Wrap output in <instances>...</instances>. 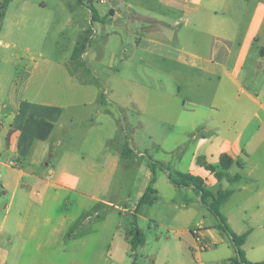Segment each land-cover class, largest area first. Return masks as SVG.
<instances>
[{
  "label": "rangeland",
  "instance_id": "rangeland-1",
  "mask_svg": "<svg viewBox=\"0 0 264 264\" xmlns=\"http://www.w3.org/2000/svg\"><path fill=\"white\" fill-rule=\"evenodd\" d=\"M84 1L85 5L80 0H12L7 15L0 19V190L2 182L11 180L10 191L0 194V218L22 168L31 167L45 178L52 172L54 177L66 170L76 172L80 189L94 197L63 192L60 200L51 196L41 205L39 197L29 198L27 204L39 213V227L21 264H233L236 251L227 238L197 255L190 231L213 226L216 218L198 194L177 188L170 180L171 175L180 181L176 171L189 170L200 134L176 127L174 119L184 117L182 105L195 108L185 101L189 93L208 99L216 83L212 81L207 92L190 90L192 81L185 66L174 63L180 73L172 77L165 60L145 55L140 34L143 27L158 23L145 17L147 11L140 4ZM91 7L104 12L100 17L105 20H92ZM111 8L120 15L117 24L109 21ZM230 10L240 12L232 15ZM250 10H255L256 18L244 51L253 44L249 57L254 61L264 48V0H228L226 14L217 15L216 20L241 37ZM169 22L173 33L196 27L200 38L209 30L205 24ZM197 22H207L206 17ZM261 28L259 43L255 37ZM88 30L89 52L72 59L78 40ZM205 38L207 43L214 39ZM227 82L233 98L244 96L241 85H233L231 79ZM159 94L164 97L160 99ZM217 104L222 113L228 110ZM11 128L17 131L18 153L8 149ZM125 149L130 159L123 157ZM11 161L16 163L13 168L1 163ZM155 161L165 162L169 169L155 165L156 182L152 183L149 166ZM219 180L217 175L210 180L205 177L206 189L215 192ZM29 181L34 189L33 180L21 179ZM17 185L15 213L23 206L20 197L25 192ZM150 186L156 190L149 193L155 203H144L137 215L147 241L134 252L129 233L139 198ZM64 199L69 202L67 225L75 235L67 252L55 247L53 233L64 220ZM46 217L51 218L49 226L43 224ZM36 243H45L41 251H36Z\"/></svg>",
  "mask_w": 264,
  "mask_h": 264
},
{
  "label": "crops",
  "instance_id": "crops-1",
  "mask_svg": "<svg viewBox=\"0 0 264 264\" xmlns=\"http://www.w3.org/2000/svg\"><path fill=\"white\" fill-rule=\"evenodd\" d=\"M11 1L9 0L5 15H7ZM94 1L98 4L110 2V0ZM131 1L140 4L141 8L147 11L146 18L158 23L157 26L143 27L144 32L140 34L142 35L141 49L145 55L147 53L155 54L165 60L170 68L167 74L172 77H176L180 73L173 66L174 63L185 66L188 69L187 78L192 81L188 82L190 90L207 92L209 91L207 86L213 82L216 83L215 90L208 94L210 96L208 99L189 93L185 101H189L195 108H187L186 105H182L181 112L185 113L184 117L178 116L174 119L173 125L176 127L200 133L198 136L196 135L197 140L189 170L181 172L200 175L204 179L208 177L209 180L212 175L222 174L218 183L215 184V192L217 193L222 188L232 190V194L222 205L221 210L234 232L239 235L248 233L246 241L242 245L246 258L251 262L264 261V48L261 51L262 54L257 55L254 61H250L249 57L253 44H250L244 51L256 18L255 10H250L249 16L251 17L247 28L240 37L237 34H232L225 22L222 24L216 20L217 15L226 14L228 0ZM246 1L250 2L251 0ZM230 11L232 15H238L240 12ZM136 13L138 14V12ZM99 15L103 16L104 12L100 11ZM205 17L207 22L196 23L197 19L205 20ZM172 19H175L176 25H179L181 20H185L186 25L205 24L209 30L200 38L196 33L200 31H197L199 29L196 27L191 31L186 29L182 33H173L168 30L172 26L169 22ZM262 19V24H264V18ZM111 20L116 24L120 20V15L115 9L110 16L109 21ZM195 29L196 31H194ZM257 31L255 39L260 43L263 29ZM206 36L214 37V39L207 43ZM0 42L2 43L1 40ZM88 52L87 47L81 57H84ZM141 60H144L143 57ZM229 79L233 85H241L244 96L237 95L233 98L232 94L228 93L227 80ZM179 89L181 92V84ZM175 95V93L171 94V96ZM158 96L160 99L164 97L163 94ZM103 102L101 96L100 104ZM217 103H220L222 107H228V110L222 113ZM141 105L145 108L144 103ZM162 107V105H158L157 108L161 109ZM229 107H231L230 110ZM11 131L13 133L10 138L8 137V149L18 153L19 145L15 140L17 131L11 128L9 134ZM223 154H227L235 160L230 168H225L221 164ZM1 163L12 168L16 166L13 161ZM18 172L17 184L20 183L25 191L20 197L23 206L16 208L17 213L12 211L18 191L16 184L10 202L4 206L5 213L0 218V264H21V260L25 258V253L28 250V244L32 243L38 234L39 213L38 211L34 212L30 203L27 204L30 201L29 198L39 197L40 205L51 196L60 200L63 192L94 198L85 190L80 189L81 177L76 172L66 170L55 177L52 172L50 178L43 177L41 173L31 167L22 168ZM25 178L34 181V189H32L31 181L21 182V179ZM10 185L11 180L2 182L0 194L8 193ZM176 187L186 188L190 192L194 191L192 187ZM35 189H39L42 193L40 194ZM62 205L65 209V212L62 213L64 220L60 221L59 226L54 227V244L55 247L67 252L69 242L75 241V235L67 225L66 214H68L69 202L64 199ZM33 216H35L34 219ZM43 224L45 226L52 224L51 218L46 217ZM62 225L64 226L61 227ZM190 232L192 234V236L190 235L191 244L196 247L199 256L202 255L203 248L225 241L226 238L235 247L231 239L218 227L217 219L213 226L194 229ZM39 238H41L40 235ZM50 243V239H47V244ZM43 245L45 243H36V251H41Z\"/></svg>",
  "mask_w": 264,
  "mask_h": 264
},
{
  "label": "trees",
  "instance_id": "trees-1",
  "mask_svg": "<svg viewBox=\"0 0 264 264\" xmlns=\"http://www.w3.org/2000/svg\"><path fill=\"white\" fill-rule=\"evenodd\" d=\"M90 2H93V0H89ZM82 4L85 5L84 0H80ZM9 0H5L0 5V19L3 20L5 17V10L7 9ZM92 8V7H91ZM114 13V10H110V14L112 15ZM92 19L93 20H105V17H100L99 13L96 12L95 9L92 8ZM1 30V25H0ZM91 30H88L86 34L82 35L81 38L78 40L77 45L75 46V49L73 51V59H77L82 56V54L86 51V48L88 46ZM129 151L132 153V149L129 148ZM126 149L124 150L123 157L130 158L129 153H127ZM235 160L227 155L223 154L221 156V164L225 168H230L234 164ZM159 165V167L164 169H169V166L165 162L161 161H155L151 162L150 169L152 171L153 176L151 177V182H156V167L155 165ZM176 175L180 179L178 181L177 178H172L170 175V180L175 184V186H185V187H192L193 190L199 195L201 198L202 203L207 206L208 210L214 215V217L218 221V227L231 239L232 243L235 245L237 256L232 259V262L234 264H264V261L260 262H251L249 261L246 256L245 252L242 249L243 243L246 241V238L248 236V233L244 234H237L234 232V230L231 228V226L228 224L227 217L224 215V213L221 210L222 205L228 200V198L232 194V190H224L220 188L217 193H214L205 187L204 179L200 176L191 174V173H185L181 171H176ZM219 178L222 177V174H217ZM149 193H156L155 188L153 186H150L147 188L146 192L140 196L139 201L137 203L136 209H135V218L132 224V229L130 230V242L132 245V251L136 252L138 247L140 245H144L147 241V238L145 234L142 232L138 225V213L140 211L141 206L144 203H154L155 197L149 196ZM136 264V263H134Z\"/></svg>",
  "mask_w": 264,
  "mask_h": 264
},
{
  "label": "built area",
  "instance_id": "built-area-1",
  "mask_svg": "<svg viewBox=\"0 0 264 264\" xmlns=\"http://www.w3.org/2000/svg\"><path fill=\"white\" fill-rule=\"evenodd\" d=\"M194 233H196V231H194Z\"/></svg>",
  "mask_w": 264,
  "mask_h": 264
}]
</instances>
